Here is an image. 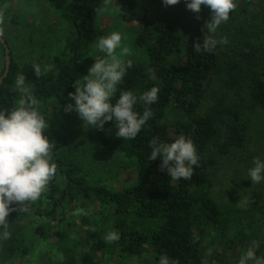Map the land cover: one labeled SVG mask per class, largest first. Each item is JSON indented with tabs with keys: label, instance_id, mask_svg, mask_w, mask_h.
Wrapping results in <instances>:
<instances>
[{
	"label": "trees",
	"instance_id": "obj_1",
	"mask_svg": "<svg viewBox=\"0 0 264 264\" xmlns=\"http://www.w3.org/2000/svg\"><path fill=\"white\" fill-rule=\"evenodd\" d=\"M46 1L72 31L64 47L47 61L42 56L22 60L14 54L5 36L10 23L0 9V35L10 54L9 71L0 86V108L8 109L19 99L14 80L22 72L40 102L39 111L49 121L45 134L54 145L51 159L57 165L56 175L43 193L40 202L43 205L38 204L40 209L35 210L37 215L46 218V224L35 225L31 230L32 238L23 243L20 229L27 211L11 212V238L7 240V248L3 247L2 255L16 257V261L24 263L32 244L46 238L51 231L49 219L61 225L66 219L68 222L63 228L54 231L57 245L54 254L65 259L61 258L60 264H103L106 256L120 264L148 256L144 264H157L161 254H167L178 264H231L236 253L232 251L241 244L243 250L252 246L256 255L264 258V198L254 193L245 210L222 209L210 192L208 168L214 160L204 155L208 144L221 133L225 137L223 148L244 143V125L236 104L224 105L219 98L215 102L208 94L217 82L222 94L241 95L243 92L253 106L264 110L262 0L258 3L235 0L236 8L213 34L216 39L226 37L228 43L217 45L211 53L193 51V44L204 38L205 21L210 19L208 7L202 5L195 13L186 8V0L168 6L162 0H116L121 19L141 23L135 43L146 53L143 60L130 59L132 67L118 85L116 95L120 90L133 91L138 97L135 108L142 112L141 94L152 86L159 89L158 100L150 106L153 115L134 139L115 136L116 127L111 120L102 128L91 126L92 143L105 151L121 153L137 170L135 181L118 189L89 182L74 160L68 136L49 117L56 113L68 115L63 113L66 104L73 102L68 93L74 91L75 82L81 78L80 62L89 54L97 37L95 18L101 0ZM153 5L157 7L156 15L149 17ZM189 20L202 23V27L191 34H182L178 27ZM10 22L17 23L13 18ZM0 49L3 70L1 44ZM33 62L41 66L39 77L34 74ZM47 65L51 67L44 72ZM181 133L192 138L199 166L194 167L190 179L171 180L167 170L160 167L159 157L149 160V140L159 137L171 142ZM91 206L101 209L103 217L93 220ZM78 207L84 208L88 215H72ZM243 216L248 217V231L239 227L240 222L236 220ZM227 224L230 229L233 227L229 239L225 234ZM74 226L80 229L72 231L71 238L69 230ZM113 230L119 233V240L106 242L103 237ZM219 235L223 237L216 248L214 240ZM210 246L214 247L213 256L208 250ZM51 258H48L50 262L43 258L38 264L56 261Z\"/></svg>",
	"mask_w": 264,
	"mask_h": 264
},
{
	"label": "clouds",
	"instance_id": "obj_2",
	"mask_svg": "<svg viewBox=\"0 0 264 264\" xmlns=\"http://www.w3.org/2000/svg\"><path fill=\"white\" fill-rule=\"evenodd\" d=\"M112 2L103 0L104 7L100 11H106ZM178 2L162 0L166 6ZM202 5L211 10L210 19L205 21L204 38L193 44V51L211 53L217 45L228 43L226 37L216 39L213 34L228 20L236 3L235 0H186L185 6L198 13ZM94 47L98 53L91 55L94 63L82 80L74 84V91L68 93L73 102L66 104L64 110L75 111L84 124L97 128H102L106 121L111 120L116 127L115 136L134 139L152 117L150 106L158 100L159 89L152 86L144 91L139 97L144 105L143 111H137L138 97L133 91L120 90L116 95L118 85L132 67V61L124 59L131 55V51L122 44V34L111 31L100 35ZM50 67L45 66L43 71L47 72ZM32 68L37 77L42 74L40 64L33 62ZM25 79L22 72L15 76L14 88L20 92V97L14 106L0 108V242L11 238L9 214L27 211L26 204L40 198L57 171V165L51 159L54 145L45 134L49 121L39 111L40 102ZM149 147V160L159 157L160 167L167 170L171 180L190 179L194 167L199 166L196 146L192 138L183 133L171 142L153 137L149 140ZM246 177L251 179L252 184L264 181V158L253 157ZM72 215H88V212L78 207ZM119 238L115 230L108 231L103 237L106 242ZM250 261L252 264H264V258L258 257L252 246L239 258L238 264H249ZM157 264H178V261L161 254Z\"/></svg>",
	"mask_w": 264,
	"mask_h": 264
},
{
	"label": "rangeland",
	"instance_id": "obj_3",
	"mask_svg": "<svg viewBox=\"0 0 264 264\" xmlns=\"http://www.w3.org/2000/svg\"><path fill=\"white\" fill-rule=\"evenodd\" d=\"M262 2L264 4V0ZM254 3H258V0H254ZM102 7H104L103 0L99 3L95 18L96 40L100 35H106L111 31H119L122 34V44L127 45L131 51V55L124 57V59L143 60L146 58L144 48L135 43V37L141 23L121 19L116 0H113L106 11L101 12ZM156 8V5H153L149 17L156 15ZM0 9L6 21L10 23V29L6 31L5 36L14 54L22 60L42 56V59L47 61L64 47L67 37L72 36L70 27L46 0H0ZM12 18L16 19L17 23L10 22ZM192 23H194L192 20L186 21L184 25L178 27L180 28L179 31L182 34H191L202 27V23H194L195 25ZM95 41L89 54L80 62L82 75L76 82L82 80V76L87 73L88 68L94 63V58L91 55L98 54L94 47ZM1 57L0 49V73L2 72ZM216 84L212 90L208 91V94L212 96L215 102L219 98L224 105L236 104L235 107L240 110L241 121L244 125V143L239 147L229 146L223 148L221 145L225 137L224 133H221L216 140L208 144L204 155L214 160L208 168L211 182L210 192L222 209L226 211L245 210L249 205L250 197L254 193H259L264 198V181L252 184L251 179L246 177L247 169L251 166L253 157L264 158V110L256 105L253 106L248 96L243 92H240L243 98L240 97L239 93L238 95L231 92L222 94V89L217 87L220 86L219 82ZM63 113L65 114L66 111ZM67 113L66 116H63L62 113H56L49 117L51 121L54 120L60 131L68 136L74 160L80 165L89 182L104 184L115 189L134 182L137 170L133 162L119 152H108L92 143L89 137L91 126L84 124L75 111H67ZM43 193L37 201L26 204L27 213L21 221L22 226L20 229L24 236L23 243L32 238L31 230L35 225L46 224V218L37 215L35 211L40 209L37 206L38 204L39 206L43 205L40 203L43 200ZM95 207L91 206L90 208H93V220H98L103 216L99 212L101 209L98 210ZM10 215L8 220L11 227L13 223L9 219ZM236 220L240 222L239 227H245L246 231L249 230L250 227L246 225L249 223L247 216L236 218ZM66 221L68 222L64 219L61 225V222L57 224L56 220L49 219L48 223L51 225V231L46 238L38 239L39 241L37 240L32 244L30 254L26 256L24 263L16 261V257L2 255L3 247L7 248V241L0 242V264H38L43 258H46L48 262V258L52 256L56 261L51 264H60V259L63 257L60 254H56V256L54 254L57 251L54 231L63 228ZM73 222L78 224L75 219ZM229 226L227 224L225 230L228 239L233 234V227L230 229ZM78 228L80 229V227L74 226L73 230H69L70 234ZM70 237L72 238L73 234ZM221 237L223 235H219L214 240L216 248L221 244ZM63 244H66V240ZM238 247L232 251L236 253H233L232 259L234 261L231 264H238L239 258L245 252L242 249V244ZM213 248L212 246L208 247L211 256L215 252ZM229 254H231L230 251ZM146 258L148 256L126 264H144ZM103 261V264H120L111 256H106ZM249 264H252V262L250 261Z\"/></svg>",
	"mask_w": 264,
	"mask_h": 264
},
{
	"label": "water",
	"instance_id": "obj_4",
	"mask_svg": "<svg viewBox=\"0 0 264 264\" xmlns=\"http://www.w3.org/2000/svg\"><path fill=\"white\" fill-rule=\"evenodd\" d=\"M0 44L3 47V60H4L3 70L2 73L0 74V86H1L3 78L7 75L9 71L10 54H9V47L7 46V43L5 42L4 38L1 35H0Z\"/></svg>",
	"mask_w": 264,
	"mask_h": 264
}]
</instances>
